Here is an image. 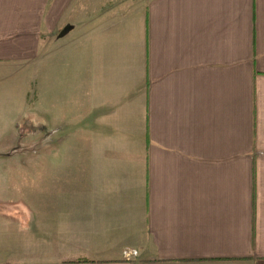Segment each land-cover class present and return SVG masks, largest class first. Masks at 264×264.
Segmentation results:
<instances>
[{
  "label": "crops",
  "instance_id": "crops-1",
  "mask_svg": "<svg viewBox=\"0 0 264 264\" xmlns=\"http://www.w3.org/2000/svg\"><path fill=\"white\" fill-rule=\"evenodd\" d=\"M37 43L41 195L0 198V264H264V0H0V117Z\"/></svg>",
  "mask_w": 264,
  "mask_h": 264
},
{
  "label": "rangeland",
  "instance_id": "rangeland-1",
  "mask_svg": "<svg viewBox=\"0 0 264 264\" xmlns=\"http://www.w3.org/2000/svg\"><path fill=\"white\" fill-rule=\"evenodd\" d=\"M38 27L29 28L34 32ZM36 48L35 57L26 63L31 67L32 87L26 101L27 109L20 117H0V198L10 197L20 204L29 198L32 203H27L31 206L35 203L38 206L41 195L38 183L41 150L38 43ZM12 167L17 169L9 170Z\"/></svg>",
  "mask_w": 264,
  "mask_h": 264
},
{
  "label": "built area",
  "instance_id": "built-area-1",
  "mask_svg": "<svg viewBox=\"0 0 264 264\" xmlns=\"http://www.w3.org/2000/svg\"><path fill=\"white\" fill-rule=\"evenodd\" d=\"M137 256H138V252L131 249L124 250L122 253V257L126 261H131L132 259H135Z\"/></svg>",
  "mask_w": 264,
  "mask_h": 264
}]
</instances>
